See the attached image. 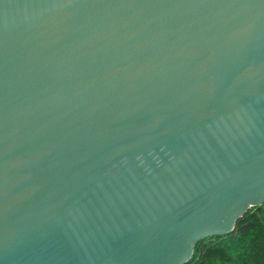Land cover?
Returning <instances> with one entry per match:
<instances>
[{"label": "water", "instance_id": "1", "mask_svg": "<svg viewBox=\"0 0 264 264\" xmlns=\"http://www.w3.org/2000/svg\"><path fill=\"white\" fill-rule=\"evenodd\" d=\"M264 203V0H0V264H186Z\"/></svg>", "mask_w": 264, "mask_h": 264}, {"label": "trees", "instance_id": "2", "mask_svg": "<svg viewBox=\"0 0 264 264\" xmlns=\"http://www.w3.org/2000/svg\"><path fill=\"white\" fill-rule=\"evenodd\" d=\"M186 264H264V203L249 208L233 231L199 240Z\"/></svg>", "mask_w": 264, "mask_h": 264}]
</instances>
